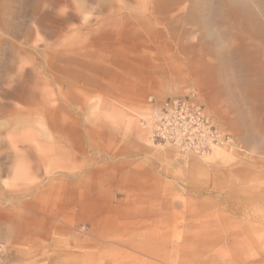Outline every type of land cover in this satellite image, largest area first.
<instances>
[{
    "label": "rangeland",
    "instance_id": "1",
    "mask_svg": "<svg viewBox=\"0 0 264 264\" xmlns=\"http://www.w3.org/2000/svg\"><path fill=\"white\" fill-rule=\"evenodd\" d=\"M263 4L0 0V264H264ZM189 93L230 148L150 141L149 98Z\"/></svg>",
    "mask_w": 264,
    "mask_h": 264
},
{
    "label": "built area",
    "instance_id": "2",
    "mask_svg": "<svg viewBox=\"0 0 264 264\" xmlns=\"http://www.w3.org/2000/svg\"><path fill=\"white\" fill-rule=\"evenodd\" d=\"M141 125L153 144L198 157L214 148H230L233 140L220 130L195 93L164 99L149 98Z\"/></svg>",
    "mask_w": 264,
    "mask_h": 264
},
{
    "label": "crops",
    "instance_id": "3",
    "mask_svg": "<svg viewBox=\"0 0 264 264\" xmlns=\"http://www.w3.org/2000/svg\"><path fill=\"white\" fill-rule=\"evenodd\" d=\"M259 52H262V49H260ZM250 59H249V61H250ZM240 65L242 67H244V66L245 67H252V65H255V63H251V62H248L247 61V63H242V64L240 63ZM262 65L264 67V64H262ZM82 206H83V214L85 215V218H87L89 220H94L95 219L100 224H102V225L105 224L104 226L101 225L99 228H97V226L95 227V229L99 231L98 234H97V236H100V234L103 233V231H104V235H106V236L111 235L112 236V233L113 232H114L113 234H115L118 230L121 229V224L117 221L118 220V217L117 216H112L111 217V215L107 216L108 214L107 215L106 214L105 215L104 214H101V212L98 210L99 207H97V208L96 207L95 208L92 207L91 202H90L89 199H86L85 198V200H83ZM47 224L50 225L51 223H47ZM51 227H52V225H51ZM51 227L48 228V227H46V226L43 225V222H41L40 223V226H38V230H41V231L43 230V232L42 233L36 232L35 234L43 235L44 232H45V230H48L49 231L50 229H56L54 227H52V228ZM107 229H110L111 232L110 233H105V231ZM62 231L65 232V230H62ZM60 253L61 252H55L53 254V257L51 259H53V260L56 261L55 258H57V259L60 258ZM62 254L65 255L66 253L65 252H62ZM67 255H69V253Z\"/></svg>",
    "mask_w": 264,
    "mask_h": 264
},
{
    "label": "bare ground",
    "instance_id": "4",
    "mask_svg": "<svg viewBox=\"0 0 264 264\" xmlns=\"http://www.w3.org/2000/svg\"><path fill=\"white\" fill-rule=\"evenodd\" d=\"M232 2H233V5L235 6L234 9H232V11L238 12V7H240L241 5L238 6L236 1H232ZM110 232H111L110 229H107L105 231V233H110ZM94 236L99 237L101 239H104L107 237L106 235H104V231H103V233L100 234V236H97L95 234H94ZM150 243L152 244V251H150V252H152L151 253L152 256H155V258L159 259V260L162 259L161 255H162V252H165V244L162 243V245H161L160 244L161 242L157 243L155 240L153 242H150Z\"/></svg>",
    "mask_w": 264,
    "mask_h": 264
}]
</instances>
